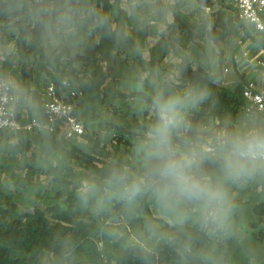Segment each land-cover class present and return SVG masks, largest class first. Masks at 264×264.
Masks as SVG:
<instances>
[{"label": "clouds", "instance_id": "clouds-1", "mask_svg": "<svg viewBox=\"0 0 264 264\" xmlns=\"http://www.w3.org/2000/svg\"><path fill=\"white\" fill-rule=\"evenodd\" d=\"M110 3L116 12L102 11L94 0H0V26L17 38L23 26L27 46L42 50L47 64L59 62L69 69L78 67L77 50L97 33L116 47L126 48L134 41L132 50L141 60L148 41L164 42L167 70L145 69L133 76L141 110L149 117L139 145L140 169L111 167L102 185L95 178L82 179L76 195L84 206L101 192L104 200L123 204L149 197L170 213L177 231L160 234L151 229L148 238L126 241L138 264H154L161 245L175 253L176 264H219L215 249H198L184 226L194 224L210 240L229 238L232 188L264 180V112L254 111L209 135L194 134L189 116L206 92L198 82L185 79L191 54L175 35L176 15L188 9L185 0ZM133 31L146 34V39L134 38ZM206 40L211 45V39ZM14 55V47L0 43V63ZM0 104L9 117L41 112V101L12 73L0 72ZM76 249L72 236L55 237L53 247L41 251L38 264H77Z\"/></svg>", "mask_w": 264, "mask_h": 264}, {"label": "crops", "instance_id": "crops-1", "mask_svg": "<svg viewBox=\"0 0 264 264\" xmlns=\"http://www.w3.org/2000/svg\"><path fill=\"white\" fill-rule=\"evenodd\" d=\"M94 3L96 4L97 0H94ZM185 3L188 9L179 11L175 18V35L179 37L180 46L191 54L189 66L193 69L200 67L211 71V74L217 78L215 82L218 81L222 87L233 92L235 87L241 84L242 76L244 79L242 87L247 80L260 79L261 72L255 66V59L264 55V45L238 20L233 0H185ZM204 6H210L211 12L206 13ZM114 12L116 7L110 3L109 13ZM122 18V13L115 17L117 21ZM129 24L131 25L130 21ZM11 36L0 26V43L15 48V55L5 59L1 66L6 73L15 75L26 88L30 89L31 94L41 101V112L38 115L28 111L16 112L18 118L26 120L31 116H38L44 120V94L46 87L52 81L56 84L58 81L57 91L60 96H65L69 90V87L62 85L63 80H69L72 89L83 91V96L76 101L75 114L83 121L85 134L75 140H67L62 123H56L52 133L58 134L57 147L60 153L51 156L53 161L50 159V162L56 165V159L61 157V153L66 154L74 148L79 156L81 153L94 156L98 160L96 162L98 166H101L102 161L118 163L120 160L123 168L137 172L142 165L139 150V145L142 143V128L149 122V117L146 111L141 110L140 94L136 90L133 76L137 71L145 69L158 68L162 72L167 70L168 60L167 52L163 47L164 42L153 44L148 41V50L144 54V60L148 63L145 64L144 60L132 50L134 41H130L126 48L116 47L111 40L108 42L104 38L101 41V34L97 33L77 50L78 67L69 69L67 64L58 62L49 65L44 62L48 77L40 81L39 77L26 74L32 69L17 55L16 40ZM133 37L145 40L146 34L133 31ZM206 37L211 39V45L208 44ZM239 40H242L241 45L238 43ZM92 44L97 48L93 55H91ZM244 52L248 53L247 57L243 55ZM84 55H90L92 58H83ZM221 63L227 72L219 75ZM60 73L67 76L58 80L56 74L60 76ZM192 116L191 112L189 118L193 130L200 135H209L211 129H208L206 125L208 123L204 121L199 124L194 123ZM243 119L247 118L238 116L228 119L219 115L214 118V125L211 127L218 129ZM47 134L51 133H29L28 142L24 143L26 147L29 146L30 159L26 164L35 165L37 162H42L44 170L48 168L44 154L40 158L36 157L41 138H45L42 135ZM10 142L19 145L20 141L15 139ZM72 161L73 165H78L76 159ZM26 173L24 176L27 177ZM35 176L40 178L39 182L45 190H54L55 193L60 189L59 184L51 180L45 171L29 176L28 181L31 179L30 182L34 183L32 179ZM85 178H95L101 185L104 183V180L101 181L95 174L86 172ZM34 184L36 187V183ZM8 186L12 189V181ZM100 196H103V192ZM231 197L234 207L230 217L229 238L210 240L204 236L200 249H203L204 245L215 244L217 248L215 255L219 264H264V180L254 181L244 187L232 188ZM146 200L156 225L166 224L172 227L173 220L170 213L161 209L154 199L146 197ZM112 201L113 208V205L119 201ZM140 205V199L135 201L134 209L130 206L128 208L126 204L125 209L130 212L131 218L136 216V210ZM131 210H135V215ZM185 226L196 227L194 224ZM166 258V254L161 253L157 254L155 260L163 264ZM167 259L169 264H176L177 258Z\"/></svg>", "mask_w": 264, "mask_h": 264}, {"label": "rangeland", "instance_id": "rangeland-1", "mask_svg": "<svg viewBox=\"0 0 264 264\" xmlns=\"http://www.w3.org/2000/svg\"><path fill=\"white\" fill-rule=\"evenodd\" d=\"M8 37L10 38V36ZM12 39H14V37H12ZM107 40L109 42V39ZM94 48H96V45H94ZM17 55L24 60V64H28L32 69L27 71L26 74L30 73L33 76L35 75L39 77L38 80L40 81L48 77L43 53L27 52V54L23 53V57L21 54ZM84 57L88 59L92 58L90 55H84L83 58ZM109 58L111 59V57ZM188 70L205 80L213 82L218 88H224L221 83L218 81H216L217 83L215 82L217 78L215 75L211 74V71H207L200 67L193 69L189 66L187 68V71ZM187 71L185 72V79L188 81H195L194 78L187 76ZM221 73H225L223 63L220 65L219 75H221ZM56 75L59 76L58 74ZM239 76L241 77V75ZM243 82L244 79L242 76L241 84L236 86L234 91L242 87ZM205 92L206 99L197 109L192 111L193 121L197 124L206 120L207 114L210 111L212 112L214 107L218 104L215 94L210 91ZM210 117L214 121L211 115ZM209 120L211 119L209 118ZM1 137L0 190L4 192V196L7 195L11 197L10 194H12V200L15 202V205L12 204L14 205L12 207H10V205L7 206V204L3 205V207H8L9 210L15 208L16 211L5 219H1L0 217V264H38V257L41 251L51 249L54 245V238L65 234L72 236L77 245V263L87 260L89 256L93 264L132 263V261H130V263L128 261L127 254L129 249L126 247V241L137 237L146 238V232L142 228L140 222L130 223L126 216L112 208L113 201L104 200L103 196L99 195L96 201H94V205H92L93 208L90 210L91 212L79 213L80 215L78 214V216H75L70 223H59L54 219L53 213L48 211V207L54 206L57 201L51 200L54 190H45L40 184V178L38 176L32 179L33 182L36 183V187L31 191H26L14 185L12 189L9 188L8 184L13 178L20 175L24 176V173H26L25 164L28 163L30 159L29 149L26 150V145L21 141L19 145H15L14 142H9V140H7V134H3ZM50 159L53 161V158ZM30 181L31 179L29 182ZM26 182H28V178ZM61 200L57 202H61ZM101 201H103L102 204ZM134 205L135 201L128 204V208L130 206L134 209ZM37 210L44 211L45 218L50 224L51 233L48 235L45 233L47 232L46 229L40 228V225L34 223L37 222L35 217L41 213H38ZM131 211L133 215H135V210ZM33 223L34 225H32ZM58 224L64 227L57 226ZM91 243H93V247L91 246L90 248ZM210 248L217 250L216 245L212 243L203 246V249ZM154 264H160V261L156 260ZM163 264H169L167 258L163 261Z\"/></svg>", "mask_w": 264, "mask_h": 264}, {"label": "trees", "instance_id": "trees-1", "mask_svg": "<svg viewBox=\"0 0 264 264\" xmlns=\"http://www.w3.org/2000/svg\"><path fill=\"white\" fill-rule=\"evenodd\" d=\"M97 8L101 9L104 12H109L110 9V3L109 0H97L96 3ZM11 37H14L16 40V45L18 49V54H21L23 57V53L27 54V52H42V50H38L35 47H29L24 43V27H21L19 38H17V35H12ZM104 40V37L101 35V41ZM93 50L91 52V55L94 54L95 49L94 44H92ZM58 64V62H56ZM190 67V66H189ZM186 75V74H185ZM67 75L58 76V80H61L62 78H65ZM187 76L190 78H194L196 82H198L204 91H210L213 94L217 96V106L214 107L212 112L210 111L207 114L206 120L204 122L208 123L206 124L208 129H211V131L214 129L213 126V120L210 117V115L215 118L217 116H222L228 119H233L238 116H242L245 118H248L250 114H252L251 111L247 109V104L242 97V87H240L237 91L233 92L226 88H218L213 82H210L208 80H205L201 78L199 75H195V73L191 72L190 70L187 71ZM58 84V81H57ZM209 118L212 120H209ZM211 127V128H210ZM194 134H198L196 130H193ZM7 134L8 138L7 140L12 141L15 139H18L23 144L26 143L28 140L29 133L27 132H19V133H13L10 131H1L0 132V139H2V135ZM41 138V145L39 148V152L36 153V157L40 158L43 154L46 157V164H48V168L44 170L42 167V162H37L35 165L25 164V169H27V177L20 175L12 180V183L15 187L23 188L26 191H31L34 189L35 184L32 182H26V179L34 174H40L45 171V174H47L51 180L54 182H57L60 186V189L57 190L53 195L51 200L59 201L54 206H49L48 211H51L53 213L54 219H56L59 223L65 222L70 223L73 221L75 216H78V214L83 212L90 211L94 205V202L89 203L87 206H84L77 198V191L79 188V184L82 179H84V175L87 173L98 175L100 180H104V177L107 173V170L111 167L118 166L123 167L121 164V161L119 160L118 163L113 162H101V166H98L96 162L98 161L94 156L81 153V155H78V152L72 148L71 151L67 152L66 154L61 153V157L56 159V165H53L50 162L51 156H56V153H60L59 149L57 147L58 143V134L51 133L47 134L46 136L42 135ZM6 140V139H5ZM28 142V141H27ZM28 150L29 146L26 147ZM55 152V153H53ZM35 157V158H36ZM76 159V162H78V165H73V161ZM80 168V169H79ZM79 173V174H78ZM83 177V178H82ZM9 196H4V192L0 190V217L1 219H5L8 216H11L13 212H15L14 209H10L7 207H3V205L7 204L10 205V207L15 205L14 200H12V194ZM13 201V202H12ZM141 205L136 210V216L131 218V214L129 211L125 209L126 204H123L121 202L115 203L113 205V208L116 211H119L124 216H126L130 223L133 224V222H140L142 224V228L146 232L145 237L148 238L150 235V230L155 229L157 233L160 234H166V233H172L177 231V229L174 226L169 225H163V226H157L155 223V218L153 217L151 210L149 209L148 201L146 200V197L141 198ZM14 204V205H12ZM17 205V204H16ZM14 210V211H13ZM41 212L38 214L37 217H35V220L38 225H40V228L46 229L47 232L46 235L51 233L50 230V224L45 218L44 211H38ZM91 212V211H90ZM37 214V213H36ZM79 214V215H80ZM34 223L32 225H34ZM57 226L64 227L63 225L58 224ZM50 230V232H49ZM184 231L187 232L189 235L195 238V246L200 249V243L203 239H205L204 235L199 233L196 227H187L184 226ZM93 245V243L90 244V248ZM93 247V246H92ZM164 253L166 254L167 258L172 259L176 258V255L173 251H171L169 248L161 245L158 251V254ZM128 261H132L131 264H138L137 260L135 259L134 255L132 254V251L128 250ZM130 256V258H129ZM132 256V258H131ZM156 259V258H155ZM156 261V260H155ZM77 264H93L91 261L90 256L85 261H81Z\"/></svg>", "mask_w": 264, "mask_h": 264}, {"label": "built area", "instance_id": "built-area-1", "mask_svg": "<svg viewBox=\"0 0 264 264\" xmlns=\"http://www.w3.org/2000/svg\"><path fill=\"white\" fill-rule=\"evenodd\" d=\"M238 20L246 26L251 35L264 45V0H233ZM206 13L211 12L210 6H204ZM242 44V40L238 42ZM248 56L247 52L243 53ZM255 66L261 72L258 80H247L242 87V97L247 109L252 113L264 112V55L255 59ZM227 72V69L225 70ZM0 72H5L0 63ZM62 85L69 87L65 96H60L57 84L52 81L48 84L44 94L43 109L44 120L38 116H31L22 120L16 113L9 117L5 106L0 104V132L13 133L46 132L52 133L56 123L63 126V133L67 140H75L85 134V126L82 120L75 114L77 99L83 96V91L71 87L69 80H63Z\"/></svg>", "mask_w": 264, "mask_h": 264}]
</instances>
